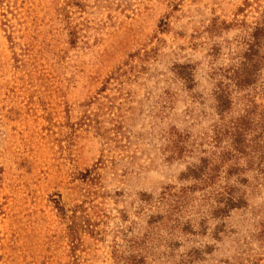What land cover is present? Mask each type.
Returning <instances> with one entry per match:
<instances>
[{
	"label": "rangeland",
	"instance_id": "obj_1",
	"mask_svg": "<svg viewBox=\"0 0 264 264\" xmlns=\"http://www.w3.org/2000/svg\"><path fill=\"white\" fill-rule=\"evenodd\" d=\"M263 13L264 0H0V264H264L262 166L187 177L264 112V58L243 68ZM231 189L246 207L217 214Z\"/></svg>",
	"mask_w": 264,
	"mask_h": 264
},
{
	"label": "trees",
	"instance_id": "obj_2",
	"mask_svg": "<svg viewBox=\"0 0 264 264\" xmlns=\"http://www.w3.org/2000/svg\"><path fill=\"white\" fill-rule=\"evenodd\" d=\"M242 25L244 27L248 26L246 22H243ZM247 32L249 31L247 30ZM249 36L248 48L243 59L244 70L248 66L255 67L263 62L264 57L260 55L264 49V13L251 26ZM253 84L252 74L249 72V74H244L242 80L238 79L235 85L240 90ZM215 101L220 116L229 114L234 102V93L223 91L215 93ZM250 104L252 106L255 105L252 101ZM246 113L247 115L241 117L238 122H235L230 131L225 134L228 138V145L223 148L217 158L213 159L210 163L204 162L202 165L188 168L187 177L194 180L196 185L203 183H210V186L214 185L218 176H220V172L223 171L227 164L231 165L225 171L226 179H229L232 175L239 176L241 170L237 165L242 160L250 166L258 164L264 170V112L256 115L258 118H252L255 115L253 111H246ZM215 143L217 147H220L222 143L219 133L215 138ZM221 204H223V208ZM246 205L244 197L235 195L234 190L231 189L225 192V197L223 196L222 201H219V207L216 211L217 214L226 213L225 215L228 216L230 212L243 209Z\"/></svg>",
	"mask_w": 264,
	"mask_h": 264
}]
</instances>
